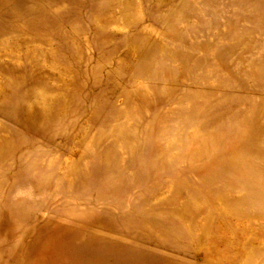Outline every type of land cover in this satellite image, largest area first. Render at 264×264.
<instances>
[{"label":"rangeland","instance_id":"1","mask_svg":"<svg viewBox=\"0 0 264 264\" xmlns=\"http://www.w3.org/2000/svg\"><path fill=\"white\" fill-rule=\"evenodd\" d=\"M35 1L55 31L0 32V264L60 220L132 264H264V0Z\"/></svg>","mask_w":264,"mask_h":264},{"label":"bare ground","instance_id":"2","mask_svg":"<svg viewBox=\"0 0 264 264\" xmlns=\"http://www.w3.org/2000/svg\"><path fill=\"white\" fill-rule=\"evenodd\" d=\"M35 4V7L30 8L26 5L24 0H0V32L5 27L9 26L15 27L20 31L33 30L37 32L39 38H45L47 32L55 31L57 23L50 17L47 6L44 4H37L36 1ZM14 21L19 23H13ZM72 225L73 223L71 221L60 220V222L48 230L47 233H42L41 231L37 238H35L34 241H30L25 247L26 252L30 254L24 256V258H17L15 260L16 263L88 264L89 259L84 256L86 253H91L95 261L96 253L105 252L108 254L106 255L108 256L107 258L104 257V261L107 264H132L128 263L126 260H118L111 255L108 249L113 247V244L105 243L104 245V242L97 239H86L75 244L71 239V233L66 231L67 228ZM81 227L85 228L86 226L81 225ZM4 256L9 258L11 256V249L4 250L0 253V262ZM143 258L145 260L154 259L152 255ZM104 261L103 264H105ZM99 264H102V261L99 262Z\"/></svg>","mask_w":264,"mask_h":264}]
</instances>
